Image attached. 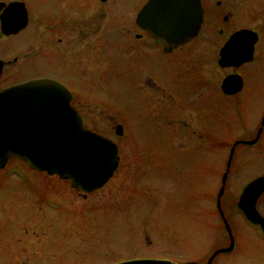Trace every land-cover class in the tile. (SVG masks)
<instances>
[{
    "label": "rangeland",
    "instance_id": "374dc122",
    "mask_svg": "<svg viewBox=\"0 0 264 264\" xmlns=\"http://www.w3.org/2000/svg\"><path fill=\"white\" fill-rule=\"evenodd\" d=\"M12 1L25 4L29 24L16 37L0 36V59L17 58L16 64L3 70L0 90L13 82L43 75L61 82L74 95L72 105L84 117V127L119 146L120 165L103 187L83 198L69 180L31 172L25 164L29 179L25 180L23 198L19 200L17 194L22 191L18 187L4 194L0 191V247L11 249L12 246L2 243L3 239L16 237L21 239L16 247L21 250L24 231L34 239L31 240L34 245L43 234L60 232L61 244L55 249L60 264H114L138 257H168L179 264H203L212 244L209 242L223 238L224 230L215 215L214 203L228 148L218 146L212 138L200 143L196 132L197 111L186 108L168 117L167 108L174 104L169 96L156 93L143 82L139 83L142 91H135L132 85L139 75H133L134 79H129L128 73L127 79L120 75L124 58L114 53L118 50L115 44L100 51L110 66L95 65L91 73V67L81 68L85 58L79 57V64L74 63L53 44L45 46V35L47 42L52 43L58 27H72L78 19L76 16L96 13L97 0L80 1L78 5L73 0H0ZM84 2L89 6L87 11L81 8ZM134 18L135 15L109 14L108 19L99 23L102 27H117L124 20L128 28L133 26ZM65 42L62 48L69 52V42L67 46ZM90 42L86 41V45L91 46ZM23 53L25 62L21 66ZM98 68L105 70L102 73ZM137 86L138 83L134 85ZM174 98L176 101L177 97ZM260 98L262 102L264 94ZM247 103L258 104L254 98L246 97ZM170 118L173 121L169 122ZM250 119L247 111L232 120L227 118L229 130L219 136L226 141L241 131H249L251 127L245 126H250ZM118 124L123 125L122 136L115 133ZM158 135L178 136L179 141L164 142ZM260 161L256 165H241L245 170L234 169L227 177L226 202L237 199L248 179L264 169V156ZM247 166L255 168L248 171ZM28 184H34L32 190L50 193L45 208L37 206V192L31 193ZM37 184L43 187L40 189ZM225 217L236 239L233 261L264 264V242L256 237L254 229L231 207ZM4 233L12 237H5ZM34 245L25 247V254L38 247ZM40 263L53 264L54 260L47 257Z\"/></svg>",
    "mask_w": 264,
    "mask_h": 264
},
{
    "label": "flooded vegetation",
    "instance_id": "af4514ba",
    "mask_svg": "<svg viewBox=\"0 0 264 264\" xmlns=\"http://www.w3.org/2000/svg\"><path fill=\"white\" fill-rule=\"evenodd\" d=\"M73 1L74 4L78 5L80 1L84 0ZM150 1L97 0L99 7L96 13H84L80 17L76 16L78 19H76L72 27H58V33L56 32L55 35L56 40L52 43L50 41L49 43L47 42L45 35V46L50 47L53 44L57 51L65 53V56H68L74 63L79 64V57L85 58V62L80 64L81 68L91 67L89 71L91 73L94 71L95 65L109 64L110 66L111 63L101 56L100 51L107 46L114 47L113 44H115L118 50L114 51V53H119L117 55L124 58L123 61L121 60L122 66L119 68L120 75L124 79H127V73L130 75L129 79H134L133 75L135 74L139 75L134 80V85L138 83V86L135 88L132 85L135 91H142L139 83L143 82L144 84L148 83L151 89L156 90V93L160 92L165 96H169L174 104H169L167 108L168 117L172 116L174 112L186 108L198 112V131L196 132L200 143L203 140H208L207 138L209 140L212 138L218 146L228 148L223 161L224 168L214 203L215 215L219 217L220 224L224 230L222 233L223 238H214L215 241L209 242H212V244L208 249V255L206 254V257H204L203 264H237V262L233 261L237 251L236 239L229 225L230 223L225 217L226 210L231 207L232 211L239 213L244 220L246 219L237 209L240 195L237 199H231L226 202L224 193L227 177L232 174L234 169L243 171L245 166L240 168L241 165H256L262 162L260 159L264 156V100L260 102V96L264 94V0H200L202 22L197 34L193 38L176 45L168 42L165 38L152 35L137 24L139 14ZM86 2L81 5V8L87 11L89 6ZM166 6L163 2L160 3L161 9ZM109 14L119 16H125L126 14L135 15L134 24L132 27L127 28L124 25V20L121 19L123 21L117 27H109V25L102 27L99 21L108 19ZM28 24L29 18L27 26ZM151 27L176 26L158 24ZM24 31L25 27L17 33L6 35L1 31L0 27V36L9 39L18 36ZM88 40L91 41V46L86 45ZM63 41H67L65 46L69 42L70 53L65 48H62ZM0 61L2 62L1 80L3 70L16 64L17 58L13 57L11 60L0 59ZM24 62L25 53H23V61L20 65H24ZM210 64L212 67H208ZM196 65L199 66L197 69H195ZM98 69L102 70V73L105 70L102 68ZM41 78L56 80L48 75L31 79ZM28 80L30 79L13 82L3 89ZM62 85L65 86L64 84ZM174 96L177 97L176 101ZM246 97L249 99L254 98V101L258 104H245ZM73 99L74 95H72L71 105ZM74 109L80 115L82 124H84V117L77 107H74ZM245 111L252 118L250 119V126L245 127H251V129L249 131H241L239 134L223 141L219 135L223 132L226 135V131L229 130V125L226 123L236 116H241ZM170 119L169 122L173 121L172 118ZM156 120H158V116ZM117 126L121 127L118 135L122 136L123 125L118 124ZM116 127L115 133L117 131ZM184 127L182 125L180 130L183 131ZM189 132L190 130H187V133ZM192 132L194 133V130ZM158 137L166 140L164 142L179 141L177 140L179 137L173 135H158ZM116 146L117 153H119V146L117 144ZM25 164L24 160L16 156H9L4 165L0 167V191L2 194L18 187L22 191L21 194H17L20 195L19 200L23 198L25 180L29 179L25 174ZM119 165L120 158L118 156ZM26 166L31 172L44 173L47 176L62 180L57 175H49L46 172L31 168L27 164ZM254 168L247 166L246 170L251 171L250 169ZM260 177H264V169L257 171L253 177L248 179L244 187ZM28 185H30L31 193L37 192V189L32 190L34 184ZM37 187L41 189L43 186L37 184ZM46 192H37L36 204L39 208H45L47 201L51 199L50 193ZM77 192L83 198H86L87 195L94 191L86 193L77 190ZM201 193L204 196V192ZM57 202L60 203V200ZM255 210L264 219V190L256 199ZM246 223L254 229L256 237L264 242V232L261 231L259 226L249 220H246ZM22 235L25 238H22L21 250L16 248L20 244V238L3 239L5 242H2L3 244L12 247L9 250L0 247V255H2L0 262L5 261L3 264H9L13 261L17 263L22 261L25 264L26 261L27 264V261L31 260V264H42L40 260L43 262L48 257L54 260L53 264H60V257H57V253H55V249H59L62 240L60 232L50 233L49 236L43 234L41 238L37 239L38 243H35L38 247H34V251L31 252L28 250V254H25V247L33 248L32 245L34 244L31 240L34 239L28 237V232L25 233L24 231ZM3 236H5V233ZM0 239L2 238L0 237ZM12 239L14 240L11 242L10 240ZM20 253L23 256L22 258H20ZM137 259L166 260L179 264L178 261L170 260L168 257H138L121 262Z\"/></svg>",
    "mask_w": 264,
    "mask_h": 264
},
{
    "label": "water",
    "instance_id": "95a60500",
    "mask_svg": "<svg viewBox=\"0 0 264 264\" xmlns=\"http://www.w3.org/2000/svg\"><path fill=\"white\" fill-rule=\"evenodd\" d=\"M162 2L167 5L163 9ZM201 22L200 0H151L137 18V24L152 35L175 45L193 38ZM27 23L23 2H0L4 34L17 33ZM158 24L176 27H151ZM1 67L0 61V73ZM70 101V92L50 79L30 80L0 91V167L9 156H16L33 169L70 180L77 190L87 193L104 186L118 166L117 146L85 129ZM120 129L117 126V134ZM263 190L264 177H260L243 188L237 202V209L262 232L264 219L255 210V202ZM114 264L175 263L139 259Z\"/></svg>",
    "mask_w": 264,
    "mask_h": 264
}]
</instances>
